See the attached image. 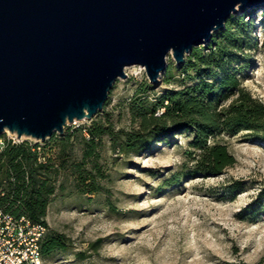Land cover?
<instances>
[{"label":"rangeland","instance_id":"374dc122","mask_svg":"<svg viewBox=\"0 0 264 264\" xmlns=\"http://www.w3.org/2000/svg\"><path fill=\"white\" fill-rule=\"evenodd\" d=\"M246 10L232 14L243 15L250 34L233 66L248 68L240 79L264 102V6ZM166 64L157 84L144 67H126L92 119L65 124L68 131L109 121L117 137L115 143L103 135L96 141L99 157L84 160L82 139L73 136L45 217L46 233L63 235L67 247L44 256L43 264H255L264 257V139L248 131L216 135L212 140L235 158L219 175L195 172L187 131L153 140L144 151L119 149L135 126L131 98L145 82L153 86L146 93L152 101L189 83L170 53ZM47 150L55 158L57 151ZM77 164L95 175L96 192H81Z\"/></svg>","mask_w":264,"mask_h":264},{"label":"water","instance_id":"95a60500","mask_svg":"<svg viewBox=\"0 0 264 264\" xmlns=\"http://www.w3.org/2000/svg\"><path fill=\"white\" fill-rule=\"evenodd\" d=\"M264 0H0V136L35 141L100 111L125 68L157 84Z\"/></svg>","mask_w":264,"mask_h":264},{"label":"trees","instance_id":"16d2710c","mask_svg":"<svg viewBox=\"0 0 264 264\" xmlns=\"http://www.w3.org/2000/svg\"><path fill=\"white\" fill-rule=\"evenodd\" d=\"M249 36L243 15H231L223 30L214 32L209 42L193 47L185 56L180 69L188 84L167 89L152 101L146 93L153 86L145 82L131 98L129 107L135 126L125 132L119 149L144 151L153 140H171L175 134L187 131L191 135L190 157L195 172L219 175L235 163V158L226 145L212 140L216 135L248 131L264 139V102L254 98L240 79L239 74L248 68L233 66V61H240L238 56L246 50ZM77 133L84 145V160L99 157L96 141L103 135L116 143L117 133L112 124L98 120H91L86 127L64 130L60 136L53 134L41 145L28 140L6 143L0 153V207L5 213L46 225L50 197L56 190L58 174L68 166V149ZM47 149L57 151L55 158ZM39 154L45 155V163L38 161ZM76 167L81 192H96L95 175L81 164ZM66 247L63 235L46 233L41 242L43 259L56 250L65 251ZM255 264H264V257Z\"/></svg>","mask_w":264,"mask_h":264},{"label":"built area","instance_id":"2783aa9c","mask_svg":"<svg viewBox=\"0 0 264 264\" xmlns=\"http://www.w3.org/2000/svg\"><path fill=\"white\" fill-rule=\"evenodd\" d=\"M7 133L0 136V153L7 142L23 141L14 133ZM38 161L45 163V155L39 154ZM46 232L45 224L16 218L0 207V264H43L41 242Z\"/></svg>","mask_w":264,"mask_h":264},{"label":"bare ground","instance_id":"6f19581e","mask_svg":"<svg viewBox=\"0 0 264 264\" xmlns=\"http://www.w3.org/2000/svg\"><path fill=\"white\" fill-rule=\"evenodd\" d=\"M22 138H25L24 136Z\"/></svg>","mask_w":264,"mask_h":264}]
</instances>
